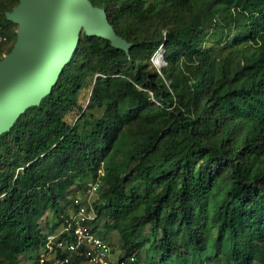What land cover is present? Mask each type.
I'll return each instance as SVG.
<instances>
[{
	"label": "trees",
	"instance_id": "trees-1",
	"mask_svg": "<svg viewBox=\"0 0 264 264\" xmlns=\"http://www.w3.org/2000/svg\"><path fill=\"white\" fill-rule=\"evenodd\" d=\"M91 1L130 49L82 32L51 93L0 135V264L46 245L50 211L66 229L62 201L89 174L107 186L99 218L132 245L112 264H264V0ZM18 2L0 0V60ZM74 109L103 113L84 135Z\"/></svg>",
	"mask_w": 264,
	"mask_h": 264
},
{
	"label": "water",
	"instance_id": "water-1",
	"mask_svg": "<svg viewBox=\"0 0 264 264\" xmlns=\"http://www.w3.org/2000/svg\"><path fill=\"white\" fill-rule=\"evenodd\" d=\"M6 17L18 28L12 49L0 60V135L51 93L82 32L126 52L131 46L106 9L91 0H19Z\"/></svg>",
	"mask_w": 264,
	"mask_h": 264
},
{
	"label": "rangeland",
	"instance_id": "rangeland-1",
	"mask_svg": "<svg viewBox=\"0 0 264 264\" xmlns=\"http://www.w3.org/2000/svg\"><path fill=\"white\" fill-rule=\"evenodd\" d=\"M8 45L9 43H4V41L0 37V47H7ZM153 63L156 69H161L166 65L164 59V50L162 47L153 57ZM89 84L90 83H88L86 88H84V90L82 91L81 105L83 107H85L89 103L91 98L92 84L90 85ZM102 113H103V109L89 110L87 111V114H89L90 117L86 121H91L90 119H93L91 118V115H95L96 117H101ZM82 115L83 113L79 109H74L73 111H71L68 119L72 124L78 120L80 125L79 128L80 132L86 135L90 132L91 126H87L85 118L83 119ZM103 171H104L103 169L100 170V173L103 174ZM101 180H102L101 178L99 177L95 178L92 174L84 176V178L81 180L82 188L79 189L76 186H74L72 190L69 192L70 198L71 197L73 198V204L71 203L70 200L67 199L63 200L62 204L66 205L64 207L66 209V213H69V217L76 214V200H79L82 206L87 207L88 213L90 215H93V217L91 216L92 218L88 226H90L92 230H96L95 233H97V236L103 237V239L110 245L109 260L111 262L110 264H112V263H117V261L120 258L127 256V250L131 248L132 245H129L127 247L123 245L124 241L121 237L120 229L119 227H117V225L115 226L112 225L111 228H106L104 226V223L106 221H109L110 218H99L98 216V211L95 208L94 203H100V204L103 203L104 202L103 197L105 192L107 191L106 184L103 183ZM96 182H99L100 185L97 190H93L92 184H95ZM59 221L60 218L56 214L50 211L47 218L41 221V226H40V228L43 229V231L47 233V235L49 234L46 245L38 246L37 248H34L27 254L22 255L20 257L19 264H58L56 260L60 257V255L58 254L57 246L55 244L61 238L62 233L66 232L65 223L61 224V222L59 223ZM53 224H56L59 227L55 230V232L50 233ZM95 226H97L96 229H94ZM146 231L147 233H150L151 228H148ZM50 236H53L51 242L49 240ZM72 255H73L72 256L73 260L77 259L78 257L77 255H84L85 257V259L81 260L80 263L74 261V264H93L92 262L89 261L87 256L81 251L77 252L76 254L74 253ZM142 257H145L144 254L143 256H139L135 254V256L130 257V260L141 259ZM221 264H231V258L226 255L225 257H223V261Z\"/></svg>",
	"mask_w": 264,
	"mask_h": 264
},
{
	"label": "built area",
	"instance_id": "built-area-1",
	"mask_svg": "<svg viewBox=\"0 0 264 264\" xmlns=\"http://www.w3.org/2000/svg\"><path fill=\"white\" fill-rule=\"evenodd\" d=\"M99 185V182L92 184V189L97 190ZM76 205V214L67 219L69 225L66 227V231L69 233L74 229L72 231H74L76 241L64 238L56 242L57 246L61 247L63 252L75 253L81 251L93 264H110V245L103 237L97 236V233L88 226L93 215L88 213L87 207L82 206L79 200H76ZM52 239L53 236H50V242ZM56 262L58 264H73L70 256L66 254L63 257L60 256Z\"/></svg>",
	"mask_w": 264,
	"mask_h": 264
},
{
	"label": "bare ground",
	"instance_id": "bare-ground-1",
	"mask_svg": "<svg viewBox=\"0 0 264 264\" xmlns=\"http://www.w3.org/2000/svg\"><path fill=\"white\" fill-rule=\"evenodd\" d=\"M158 57V56H157Z\"/></svg>",
	"mask_w": 264,
	"mask_h": 264
}]
</instances>
